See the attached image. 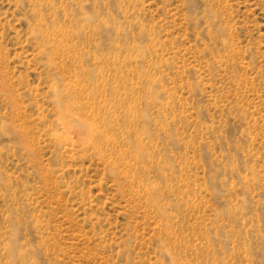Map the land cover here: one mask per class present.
I'll list each match as a JSON object with an SVG mask.
<instances>
[{"label":"rangeland","instance_id":"obj_1","mask_svg":"<svg viewBox=\"0 0 264 264\" xmlns=\"http://www.w3.org/2000/svg\"><path fill=\"white\" fill-rule=\"evenodd\" d=\"M0 264H264V0H0Z\"/></svg>","mask_w":264,"mask_h":264},{"label":"bare ground","instance_id":"obj_2","mask_svg":"<svg viewBox=\"0 0 264 264\" xmlns=\"http://www.w3.org/2000/svg\"><path fill=\"white\" fill-rule=\"evenodd\" d=\"M57 121H58V120H57ZM58 123H59V122H58ZM63 123H64V122H63ZM60 124H61V123H60ZM58 125H59V124H58ZM61 125H62V124H61ZM75 129H76L75 127H71V128H70V132H71V133H72V132L75 133V136L78 137V136L76 135V132H77V131L75 132ZM68 130H69V129H68ZM67 133H68V132H67ZM73 133H72V134H73ZM72 134H70V135H72ZM73 136H74V135H73ZM68 137H69V136H68ZM70 137H71V136H70ZM78 138H79V137H78ZM80 140H81V139H80Z\"/></svg>","mask_w":264,"mask_h":264}]
</instances>
